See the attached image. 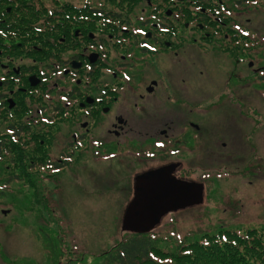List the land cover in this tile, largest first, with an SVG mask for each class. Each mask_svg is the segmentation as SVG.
Segmentation results:
<instances>
[{
	"label": "flooded vegetation",
	"instance_id": "obj_1",
	"mask_svg": "<svg viewBox=\"0 0 264 264\" xmlns=\"http://www.w3.org/2000/svg\"><path fill=\"white\" fill-rule=\"evenodd\" d=\"M6 18L0 188L12 179L36 187L25 167L59 174L105 157L135 165L129 202L139 206L151 180L208 187L213 173L231 171L189 179L199 157L262 171L264 0H60L24 33L2 32Z\"/></svg>",
	"mask_w": 264,
	"mask_h": 264
},
{
	"label": "rangeland",
	"instance_id": "obj_2",
	"mask_svg": "<svg viewBox=\"0 0 264 264\" xmlns=\"http://www.w3.org/2000/svg\"><path fill=\"white\" fill-rule=\"evenodd\" d=\"M196 70L193 67L190 72ZM191 76L193 85L202 83L197 74ZM262 144L259 153L263 158L258 161L262 171L256 175L243 170L252 167L251 160L241 165L235 158L197 157L199 162L189 166V179H203L201 173L214 168L230 169L232 177H222L218 189L206 193L205 202L168 213L154 231L168 234L176 230L184 235L197 228H214L219 222L242 231L264 225ZM246 156L255 160L251 150ZM135 168L101 157L97 163L87 160L81 171L78 167L59 174L47 170L49 174H40L36 187L8 181L10 186L0 188V264H105L103 250L131 232L125 228L124 217L132 196L128 182ZM5 175L0 173L1 181L8 178ZM237 199H241V214L230 206Z\"/></svg>",
	"mask_w": 264,
	"mask_h": 264
},
{
	"label": "trees",
	"instance_id": "obj_3",
	"mask_svg": "<svg viewBox=\"0 0 264 264\" xmlns=\"http://www.w3.org/2000/svg\"><path fill=\"white\" fill-rule=\"evenodd\" d=\"M59 5L60 0H0V17L3 13L9 15L2 22L1 31L24 33L31 19L38 20L36 16L44 9L47 12ZM23 170L28 180L40 179V175L30 174L26 167ZM221 173L225 172L213 173L212 184L207 187L209 195L218 189L222 177L228 179L233 175V171H227V176ZM239 203L237 199L230 206L237 207L235 213L241 214L243 208ZM102 254L105 264H264V225L242 231L219 222L214 228H197L184 235L176 230L168 234L154 229L131 231Z\"/></svg>",
	"mask_w": 264,
	"mask_h": 264
},
{
	"label": "water",
	"instance_id": "obj_4",
	"mask_svg": "<svg viewBox=\"0 0 264 264\" xmlns=\"http://www.w3.org/2000/svg\"><path fill=\"white\" fill-rule=\"evenodd\" d=\"M178 181V184L170 189L160 184L163 181L155 186V181L151 180L146 203L139 206L129 205L124 217L125 228L135 232L153 228L169 211L204 201L203 183L189 181L185 182L187 183L185 185H180V180ZM136 197H138V191L135 192ZM174 199H184L185 203H176Z\"/></svg>",
	"mask_w": 264,
	"mask_h": 264
}]
</instances>
